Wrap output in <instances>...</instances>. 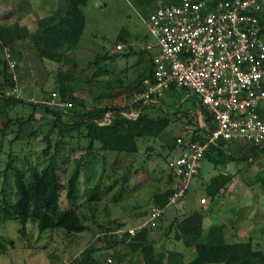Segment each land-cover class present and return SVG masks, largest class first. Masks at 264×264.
Masks as SVG:
<instances>
[{
	"label": "rangeland",
	"instance_id": "1",
	"mask_svg": "<svg viewBox=\"0 0 264 264\" xmlns=\"http://www.w3.org/2000/svg\"><path fill=\"white\" fill-rule=\"evenodd\" d=\"M206 1L211 3L214 0ZM154 6L153 0H90L84 7L87 17L85 33L78 49L70 55V63L40 59L31 39L19 42L16 56L9 49L0 52L1 61H6L5 52L8 51L18 64L16 73L21 99L39 105L37 110H34L31 106L17 104L11 106L7 114L0 115V264H71L91 247L103 249L102 253L97 255L102 262L111 259V264H145L142 253L133 251L128 243L117 244L113 249H104L113 239V234L117 238L118 230H128L144 224L154 206L153 197L173 187L174 180L167 173L166 165L168 160L180 151L176 140L184 133L183 128L189 126L188 120L192 121V126L198 123L197 96L190 94L187 100L186 92L179 90L166 93L153 101L152 105L156 109L149 110L148 113L152 116L168 114L174 122L163 136L141 140L140 153L137 156L100 151V158L86 162L80 181L77 206L88 229L81 234L67 236L62 230L40 234L35 222H29L26 233L22 234V225L13 219L15 212L11 207L17 200L15 171H7V168L9 163L25 170L32 167L43 170L47 166L48 157L43 154L46 144L42 140L49 133L52 122L51 118L45 115L42 103L51 92L56 91L60 73L71 76L70 85L75 90V95L83 100L88 108L128 105L133 101L134 96L138 94L135 92L131 96L134 88L140 80L144 79L145 82L147 79L151 66L149 55L154 54L157 49L156 39L147 24L150 10ZM19 16L29 17L22 19V22L28 31L33 33L41 28L40 22L47 16V10L36 0H0V25H10L20 20L17 19ZM118 43L124 45L122 51L115 50ZM149 45L153 49L149 52L147 50L146 54L144 51ZM108 54L117 56V59L96 65L98 56ZM1 76L0 67V84L3 82ZM4 91L13 96L11 89ZM177 108L179 113L176 116ZM188 108L195 111L186 116L184 113ZM133 114L136 115L137 112ZM32 115L34 119H30ZM33 132H38L37 139L31 136ZM56 137L57 134H54L53 138ZM87 145L81 131L65 137L59 155L63 169L60 175L63 180L67 181L68 178L64 171L71 174L75 162L87 154ZM244 145V141L238 145L231 144L229 150L233 152L238 149L235 146ZM248 152L247 157L254 159L257 155L264 162V150L248 149ZM226 156L221 160L234 165L231 160L228 161L230 157L235 159L233 155L227 153ZM245 165L246 162L241 161L239 167L243 168ZM223 167L224 162L214 170L213 166L204 160L201 183L208 182L209 178L215 176ZM263 169L264 163H260L248 176H243V173L234 178L224 187L228 193L225 195L222 190L224 195L218 197L214 203V218L226 225L228 237L239 231L241 225L245 227L246 224L252 233L248 234L245 242L251 241L255 249H264ZM244 177L248 178L247 181H244ZM198 182L196 181V184ZM198 187H192L189 195L181 200L179 210L189 208L190 211V207L195 205V200L206 195ZM244 199L248 209L233 213L231 209L244 203ZM61 207L62 210L71 207L65 192L62 193ZM252 207L255 210H250ZM4 208L8 211H3ZM225 209L228 211L226 216ZM151 230L156 258L161 259L160 264H183L195 255L194 248H186L183 243H177L174 231L164 236L159 227ZM206 239L207 237H204L202 240ZM161 253L162 256L159 255ZM177 253L185 258H173Z\"/></svg>",
	"mask_w": 264,
	"mask_h": 264
},
{
	"label": "trees",
	"instance_id": "2",
	"mask_svg": "<svg viewBox=\"0 0 264 264\" xmlns=\"http://www.w3.org/2000/svg\"><path fill=\"white\" fill-rule=\"evenodd\" d=\"M89 1H59L55 14L56 19L45 17L40 22L41 28L33 33H30L27 27L22 26L20 20L12 25H0V52L9 49L16 56L19 42L31 39L40 59L56 63H70V55L78 49L85 33L87 17L84 7L89 4ZM216 1L218 0H214L213 3ZM180 3L171 0L165 4L178 5ZM260 22L264 34V16L260 18ZM133 53L137 54L136 52ZM116 59L117 56L108 54L98 56L95 63L99 65L102 62ZM0 67L3 80L0 84V115L7 114L11 106L14 107L17 104L31 106L37 110L39 105L23 99L17 100L4 91V89H11L14 84L11 80L7 61L0 60ZM153 70L154 59L151 57L147 79L153 80ZM70 81L71 76L69 74L60 73L58 87L53 92L58 93L60 98L71 102V108L62 111L43 106L45 115L50 117L52 122L49 133L42 140L46 144L43 154L48 157L47 166L43 170H39L37 167L25 170L13 167L11 163L8 164L7 171H15L14 183L17 200L11 205L15 212L13 219L22 225L20 230L22 234L26 233V226L29 222L36 223L40 234L62 230L67 236H71L85 232L88 227L78 211L77 200L86 162L90 159L97 160L100 158L98 154L100 151L137 156L140 153L141 140L157 139L163 136L174 122L172 116L168 114L150 115L148 111L156 109L152 105L153 102L145 104L133 99L128 105L88 108L84 101L75 95V90L70 85ZM143 81L144 79L140 80L131 96L135 92L140 93L146 89ZM179 90L186 92V95L189 93L184 89L171 88L172 92ZM188 97H186L187 100H189ZM198 109L200 108L197 107V117L200 112ZM135 111L138 114L136 118L131 116V113ZM193 111L195 110L188 108L184 114L189 116ZM178 113L179 108L176 109L175 115L177 116ZM204 116L206 123L211 124L210 116L205 112ZM30 119H34V115ZM102 123L104 124L102 125ZM188 123L193 129L192 139L194 141H202L206 138L209 133L207 128L200 127L199 123L192 126L191 120H188ZM76 131H81L83 138L87 141V154L75 162V168L71 174L67 173L66 170L64 171L66 177L68 176L66 181L60 175L63 170L59 162L60 146L66 136ZM54 134H57L56 139L53 138ZM31 136L37 139L38 132H33ZM213 149V147L208 149L205 158L220 165L224 154L220 150L218 159L216 158L217 155L211 157L210 152ZM213 186L212 196L214 197L224 186L221 178L214 179ZM63 192H65L66 199L71 205L65 210H62L61 207ZM173 194L172 188L159 192L153 197L154 205L166 208ZM3 211H8V209L4 208ZM179 219L174 229L175 240L183 243L186 248H194L195 250V257L188 264H264V249H255L251 241L228 244L223 240H202L206 236L202 212H192ZM151 232V228H145L135 236H127V239L125 237L124 240H118L113 234V239L107 243L108 246L104 250L113 249L117 244L128 243L133 251L142 253L145 264H160L159 260L161 259L156 258V247ZM102 251L103 249L96 247L88 248L71 264H109L108 260L102 262L98 258L97 255Z\"/></svg>",
	"mask_w": 264,
	"mask_h": 264
},
{
	"label": "built area",
	"instance_id": "3",
	"mask_svg": "<svg viewBox=\"0 0 264 264\" xmlns=\"http://www.w3.org/2000/svg\"><path fill=\"white\" fill-rule=\"evenodd\" d=\"M263 16L264 0H182L178 5L159 3L149 15L147 24L159 54L154 58L153 80H145L146 89L134 101L148 104L175 87L198 97L200 121L206 119L204 112L211 118V124L200 125L209 130L204 140L194 141L190 126L176 140L180 151L166 165L169 176L177 181L171 204L186 197L210 147L231 141L264 145ZM123 49V44L115 47ZM5 56L14 84L12 95L21 100L17 62L8 51ZM42 105L62 111L72 107L56 92ZM199 203L206 205L208 199ZM164 215L165 208L154 205L144 224L118 230L117 239L158 227ZM108 263L113 262L108 259Z\"/></svg>",
	"mask_w": 264,
	"mask_h": 264
},
{
	"label": "crops",
	"instance_id": "4",
	"mask_svg": "<svg viewBox=\"0 0 264 264\" xmlns=\"http://www.w3.org/2000/svg\"><path fill=\"white\" fill-rule=\"evenodd\" d=\"M33 1V0H32ZM59 1L61 0H36V2H41V6L47 10V16L45 17H54V19H56V10L58 8V4H59ZM155 2V6L150 10V14L158 7L159 5V2L158 0H153ZM149 14V15H150ZM30 16V15H29ZM20 17V16H19ZM44 17V18H45ZM29 17H24V16H21L20 18H17V19H20L21 21V25L22 26H25L22 22V19H28ZM42 18V20L44 19ZM15 23V22H14ZM14 23H10V25L14 24ZM118 44H121V43H118ZM117 45V44H116ZM157 48V46H156ZM153 47L152 46H148L146 48V50L144 51L146 54H147V50L149 52V50H152ZM151 54V53H150ZM159 54V50L158 48L156 49V52L154 54H151L149 56L153 57V59L155 57H157ZM171 89L169 91H167L166 93H171ZM8 93V92H7ZM165 93V94H166ZM190 94L192 93H188L186 95V97H190ZM9 95V94H8ZM188 97V98H189ZM198 105V108H200V103H197ZM200 110V109H198ZM200 116V115H199ZM198 116V123L199 125L202 126L203 123H206V120L204 121H200V117ZM186 127L183 128V131H185ZM184 134V133H183ZM182 134V135H183ZM180 135V136H182ZM179 136V137H180ZM204 140V139H203ZM243 141H231V142H221L219 143L217 146H212L214 149L211 150L210 154H211V157H214L217 155V159H218V153L221 152L224 154V157L223 158H226V154L228 153L229 155H233V158H229L228 161L231 160V163L234 164V165H231L230 163L228 164V162H225V161H222L224 162V167L221 169V170H218V172L216 173V175L214 176H211L208 180V182H203L201 183V179H202V167H201V170H200V174L198 177H196L194 179V181L192 182L191 186L189 187V190H188V193H187V196L189 195L190 193V190L192 187H195L197 185L198 189L204 191V196H202L201 198H197L195 200V205L191 206L190 207V211L187 209V210H184V209H181L179 210L178 206L181 202V200H179L178 202H176V204H171L169 203L167 205V207L165 208V215L164 217L162 218V220L159 222L158 224V227L160 229V232L162 231L164 233V236H168L170 235L176 225H177V222H179V218H181L182 216L184 215H189L190 213L192 212H202V214L204 215V224H205V234L207 237V239L209 240H213V241H224L228 244H234V243H243L245 242L246 238L248 237V234L249 233H252V231L248 229L247 225L245 224V227L243 225L240 226V229L239 231L237 232H231L233 234H230L231 236L228 237L229 233L227 232V230L225 229V226L224 224H221L220 222L221 221H218L217 219L214 218V211L216 210V207L214 208V203L216 201V199H218V197H220L221 195H224V193L222 192L225 191V195L228 193V190H225L224 187H227L232 180H234V178H236L237 176H239L240 174H243V176H248V174L253 170L254 167H258V165L260 163H264L263 160L256 155V157L254 159L252 158H249L247 157L246 154H248V149L250 151L254 150V149H260V150H264V145L262 147H255V146H251L250 144L246 143V145L244 146H235L236 148L238 149H235L233 152H230L229 150V146L231 144H240L242 143ZM176 147V145H175ZM212 147H210L209 149H211ZM219 150V151H218ZM173 152V150L170 152V154ZM241 153V154H240ZM208 154V153H207ZM235 154V155H234ZM241 155V156H240ZM260 158V159H259ZM171 159V158H170ZM169 159V160H170ZM259 159V160H258ZM168 160V161H169ZM205 161L209 162L214 170H217L220 165L216 164V163H213L211 162L209 159H204ZM241 161H245L246 162V165L243 166V168H240L239 167V164ZM260 161V162H258ZM222 164V163H221ZM248 164V165H247ZM263 172H264V169H263ZM168 173V172H167ZM216 178H221L222 180V183L224 184V186L220 189V191L213 197L212 196V190L214 188L213 186V180L216 179ZM248 179V178H247ZM246 177H244V181L246 180ZM174 180V185L172 187V189L174 188V186L176 185L177 181L175 179ZM196 181H199L198 184H196ZM207 183V184H205ZM247 183V182H246ZM249 189V188H248ZM247 192V191H246ZM202 193V192H201ZM200 194V193H199ZM198 194V195H199ZM197 195V196H198ZM196 196V197H197ZM206 197L208 199V204L206 205H200L199 203V200H201L202 198ZM255 206H258V204H254ZM264 205V204H263ZM176 208V209H175ZM184 208V207H183ZM224 208V207H223ZM248 209V206H247V201L244 199V203H241L240 206H238L237 208L235 207L234 209H231V211L234 213L236 211H239V210H242V211H246ZM229 210V209H228ZM250 210H255L252 208H250ZM256 210H258L256 208ZM182 211V212H181ZM189 211V213L187 214V212ZM225 216L228 215V211L227 209H225ZM213 215V216H212ZM213 218L214 220L213 221H208L207 219H211ZM257 232V231H255ZM254 232V233H255ZM151 236H152V232H151ZM206 239V240H207ZM177 243H181L179 241H177ZM172 254V253H170ZM178 254V253H177ZM174 254L173 255V258L177 259V258H185L184 255H181V254ZM195 254V253H194ZM160 256H162V253L159 254ZM168 255V254H166ZM192 258H190L189 260H187L186 262H184L183 264H188L190 261H192L195 257V255H192L191 256ZM192 259V260H191ZM173 260V259H172ZM174 261V260H173ZM169 263V262H167Z\"/></svg>",
	"mask_w": 264,
	"mask_h": 264
}]
</instances>
